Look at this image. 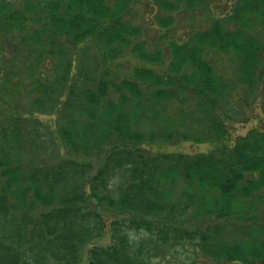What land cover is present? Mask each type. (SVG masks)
Listing matches in <instances>:
<instances>
[{
	"label": "trees",
	"instance_id": "16d2710c",
	"mask_svg": "<svg viewBox=\"0 0 264 264\" xmlns=\"http://www.w3.org/2000/svg\"><path fill=\"white\" fill-rule=\"evenodd\" d=\"M141 1L163 31L211 19L149 46L130 19ZM218 1L0 0V58L17 62L5 79L31 110L0 121V264H81L106 228L87 264H152L188 245L264 264V127L233 141L228 114L259 103L264 122V0ZM34 113L54 116L55 134ZM181 140L217 148L142 147Z\"/></svg>",
	"mask_w": 264,
	"mask_h": 264
},
{
	"label": "rangeland",
	"instance_id": "374dc122",
	"mask_svg": "<svg viewBox=\"0 0 264 264\" xmlns=\"http://www.w3.org/2000/svg\"><path fill=\"white\" fill-rule=\"evenodd\" d=\"M226 0H219L217 3L219 5L224 4ZM130 19H132L133 22L140 24L142 31L144 33V38L147 40V44L149 46H157L159 48L165 49L169 42L173 39L180 38L181 36L185 35L188 31V29H205L208 27V23L210 22V19L208 15L202 14L198 17H195V19H190L189 16L180 18L178 21L176 27L173 30L169 31H163L162 29H159L156 27L154 19V15L157 13L154 10H152L150 7L145 6L143 1L141 3H137L135 6H133V12ZM212 14H215L213 12ZM12 55L6 53V56L0 58V69H6V71H2L0 74V121H7V119L14 113H22L27 114V112H31V110L28 107V97L25 95L27 92V89H24L23 87L20 88V91L17 92L15 85L12 84V82H7L6 74H9L10 72H15L17 69V62L14 58H11ZM218 58V57H216ZM228 57L220 58V60L216 61V63H221L220 67H224V69L228 70ZM10 60H12L10 62ZM121 63V62H120ZM224 63V64H223ZM124 66L122 68L130 69L133 65L132 62H124ZM19 68L22 67V65H18ZM162 73V71L160 70ZM14 82L19 81L18 78L13 79ZM27 85V84H26ZM239 100H237L235 103V111L230 113V110L228 112L229 116H232L233 119H231L229 129H230V138L233 141L236 140L240 136L246 135V133L254 127H264V122L262 118V114L260 113L259 103L258 104H252L251 106H244V108L241 110L239 109ZM239 113H237V112ZM35 120L33 122H43L45 126H40L42 131L45 133L46 130L51 131L52 134H55V117L54 116H48V115H41L39 113L33 114ZM29 117V116H27ZM231 117V118H232ZM30 118V117H29ZM241 118V119H236ZM47 141L46 146L50 147V144H48V136L44 138ZM144 148L149 149L152 153L156 152H179V153H185V154H196V153H208L211 151L216 150L215 144H198L194 142L189 141H178L172 144H153L148 146H142ZM43 160H45L46 164L51 161V157L49 156L44 157ZM28 161V158H27ZM111 242V233L109 231V228H106L105 234L102 238L96 240L93 242V245L97 246H106L110 244ZM89 245L86 248V253L83 256V259L81 261V264H87L88 256L87 252L89 249L93 246ZM164 252V251H163ZM152 264H225L220 261H216L214 259L208 258L200 252H198L193 246H186V247H179L175 251L171 252H164L162 253L161 257L155 259Z\"/></svg>",
	"mask_w": 264,
	"mask_h": 264
}]
</instances>
